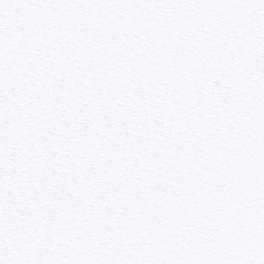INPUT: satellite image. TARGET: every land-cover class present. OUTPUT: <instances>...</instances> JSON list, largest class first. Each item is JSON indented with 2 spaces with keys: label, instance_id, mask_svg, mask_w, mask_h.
Wrapping results in <instances>:
<instances>
[{
  "label": "snow or ice",
  "instance_id": "1",
  "mask_svg": "<svg viewBox=\"0 0 264 264\" xmlns=\"http://www.w3.org/2000/svg\"><path fill=\"white\" fill-rule=\"evenodd\" d=\"M0 264H264V0H0Z\"/></svg>",
  "mask_w": 264,
  "mask_h": 264
}]
</instances>
